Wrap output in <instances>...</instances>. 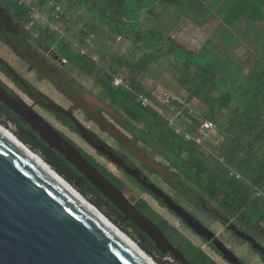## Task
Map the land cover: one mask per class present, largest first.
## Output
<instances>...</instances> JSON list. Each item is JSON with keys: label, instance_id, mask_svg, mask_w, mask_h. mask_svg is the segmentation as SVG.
Masks as SVG:
<instances>
[{"label": "flooded vegetation", "instance_id": "1", "mask_svg": "<svg viewBox=\"0 0 264 264\" xmlns=\"http://www.w3.org/2000/svg\"><path fill=\"white\" fill-rule=\"evenodd\" d=\"M21 15L11 2L0 0V86L32 106L134 199L135 208L163 231L172 246V252L157 251L169 256L170 264H184L183 259L188 264H264V194L238 189L243 177L225 172L211 151L204 153L196 146L193 157L186 152L165 155L134 134L139 124L128 120L101 89L94 91L78 81L69 62L44 37H34ZM241 247L256 256L247 261L237 250Z\"/></svg>", "mask_w": 264, "mask_h": 264}, {"label": "trees", "instance_id": "2", "mask_svg": "<svg viewBox=\"0 0 264 264\" xmlns=\"http://www.w3.org/2000/svg\"><path fill=\"white\" fill-rule=\"evenodd\" d=\"M64 1H66V10H71L76 5L81 6L97 20V26L106 25L114 36H124L129 40L133 39L131 31H137L141 25L142 11L152 15L155 19L154 24L140 36L146 50L135 61L133 67L130 62L126 63L127 66L136 68L140 72L145 71L156 58L147 49L154 48L160 56L165 45L167 49L162 55H165L179 70L177 77L179 84L185 89L189 98L204 104L206 110L203 115L211 119L225 135V141L217 147V151L226 154L228 161L244 171L239 173L244 177L237 188L246 189L247 193H252L254 196L257 190L264 193V0ZM11 3L22 13L21 21L28 24L31 21L28 9ZM157 5L161 8L159 14L154 13ZM168 7H175L182 15L192 11L188 15L197 25H204L208 20L211 22L214 18L211 17L212 11L216 9L215 14L219 17V21L196 52L189 53L169 39V34L180 22V15H174L168 21L163 20L162 13ZM204 16L206 18H203ZM50 18L55 20L52 15ZM64 21L68 23L65 27L66 33H72L73 26L78 22L67 19ZM34 24L35 22L33 26ZM97 26L93 19L84 24V27L92 33L96 32ZM44 29L40 37H44L49 45L55 44V51L71 63L72 67L78 68L86 76L93 77L103 95L110 99L128 120L133 124L144 125V128L139 129L137 133L133 129L134 134H139V137L148 143L150 141V144L157 146L158 150L165 155L171 152L175 156L183 152L190 157L195 155L197 150L194 144L183 141L153 109L142 107L136 101L134 93L149 95L148 87L146 88L141 82L131 77L129 83L133 92L120 87L114 88L112 79L117 74L118 68L109 65L104 70L100 67V62L95 61L91 55L80 53L79 50L75 52L69 40H65L66 43L55 42L49 30ZM238 30L239 32H236ZM88 34L84 28L78 30L77 38L80 45L87 44ZM96 36L101 38V32H98ZM240 42L248 47L245 62L248 70L240 65L242 58L237 53V45ZM99 58L104 59L102 55ZM114 60L120 65L125 62L122 56ZM0 114L5 115L15 124L17 127L15 135L21 142L33 152L39 153L53 170L78 188L82 195L98 198L101 203L90 198L91 204H94L108 219H111L110 211H103L101 205H107L117 219H122L119 210L115 209L82 174L65 161L58 151L50 148L30 125L24 123L18 115L1 103ZM233 178L236 177L233 176ZM128 198L134 202L130 196ZM111 220L120 226L117 221ZM126 226L132 228L139 239L138 244L147 254L150 255L152 249L162 256L144 232L131 222H126ZM201 264L204 262L201 261Z\"/></svg>", "mask_w": 264, "mask_h": 264}, {"label": "water", "instance_id": "3", "mask_svg": "<svg viewBox=\"0 0 264 264\" xmlns=\"http://www.w3.org/2000/svg\"><path fill=\"white\" fill-rule=\"evenodd\" d=\"M0 103L82 174L119 210L123 222H131L144 232L160 253L172 252L163 231L32 106L12 97L2 86ZM76 126L82 127L78 122ZM129 173L154 191L135 171ZM183 263L188 264L184 259ZM0 264L145 263L0 136Z\"/></svg>", "mask_w": 264, "mask_h": 264}, {"label": "rangeland", "instance_id": "4", "mask_svg": "<svg viewBox=\"0 0 264 264\" xmlns=\"http://www.w3.org/2000/svg\"><path fill=\"white\" fill-rule=\"evenodd\" d=\"M10 2H13V1H10ZM13 3L17 6H20L21 8H23L24 6V5L16 4L15 2ZM61 4L65 6L66 1L62 0ZM160 10L161 8H159V5H157L154 13L159 14ZM68 11L70 12V15H71V17L68 20L77 21L78 24L73 26L72 33L69 34V33H66L65 31V27L68 25V23H65L63 19H58L57 23L61 27L60 28L61 32H55V33L49 32L51 33L55 42L66 43L65 40H69L71 43V48L75 52L79 50L83 54L91 55V57L95 61L100 62V67H103L104 70H106L109 65L112 67L118 68L116 76L121 77L129 85H130L129 79L133 77L139 82H141L143 86H145L146 88L148 87L150 92H153L156 89L165 88L178 95L180 94L187 95V92L185 91V89L181 87V85L179 84L177 80L179 70L173 66V64L169 61L168 58H166L165 55H162L166 52V49H167L165 45L163 46L162 54L160 56H158V53L155 51L154 48L147 49V51L154 54L156 58L154 61L150 63V65L145 71L140 72L138 69L128 67L126 64L127 62H130V65L133 67V64L135 63V61L146 50L145 47L143 46V41L140 39V36L144 31L149 30L150 27L154 24L155 19H153L152 15H147L146 12L143 11V18L140 21L141 25L139 26L137 31H131V35L133 39L129 40L125 38L124 36H119V35L114 36L113 34L109 32V27L106 25L97 26L98 25L97 20H95L92 17V14L90 12H86L85 9L81 6L77 7L76 5L75 7H73V9L68 10ZM190 12L192 11H189L186 14L182 15V13L180 14V11H177L175 7H168L167 10L164 13H162V18L163 20L168 21L172 19L174 15H178V16L180 15V22L174 27L173 31L169 34V39H171L176 46L183 47L189 53H194L200 48V46L208 38L210 33H212V31L214 30L215 26L217 25L219 21V17L215 14L216 9H213L212 11L213 15L211 17H214V18L211 19V22L210 20H208V22L206 23L207 25L205 26H203L202 24L192 25L193 22L191 21V18L188 15V14H191ZM46 15L48 16L47 13ZM203 18H206V17L204 16ZM48 19L51 20L50 15ZM91 19L94 20L97 26V30L96 32H93V33L89 32V34L92 33L93 36L88 35L87 37L88 39L86 40L87 44L82 46L78 43V38H77L78 30L80 28H83L84 24L87 23ZM201 20H202V17H201ZM158 27H159V24H158ZM44 28H45V25L35 22L32 28V35L34 37L35 36L40 37L41 31L45 30ZM239 30L236 32H239ZM98 32H101V38L96 36ZM215 35H218V34L215 33ZM53 47H55V44L53 45ZM247 48L248 47L242 42H240V44L237 45V53L242 58L240 65L244 67L245 70H248V66L245 64V62L247 61V55H248V52L246 51ZM101 55L104 57V59L99 58ZM84 56H87V55H84ZM118 56H122V58L124 59L125 62L123 65H120L114 60ZM69 64L71 65V67L69 68L70 71L71 70L73 71V74L74 76L77 77L78 81L83 82L87 87L93 88L94 91H100L101 88L99 85L95 84L93 77L84 75L78 68L72 67L71 63ZM194 101L196 102L195 103L196 105H198L199 103L198 110L203 115V112H205L206 107L204 106V104L200 103L199 101L198 102L196 100ZM0 119H1L0 124L3 127H5L8 131H10L14 136H16L15 132H17V127L15 126V124L3 114H0ZM177 125L182 126L183 124L180 122H177ZM139 128L143 129L144 125L140 123ZM187 130H190V129H187ZM224 137L225 135L218 129L216 125V133L213 135V137H211L212 140H206L204 142L207 148V151L206 152L201 151V152H204V153H208L210 151L213 152V154L216 155L213 157H215L217 160L219 159L218 163L222 166L225 172H227L228 170L230 172L234 171L237 174L244 173V171L239 170L235 166L234 163L227 160L226 154L224 155L223 152L217 151V147H219V145L224 143L225 141ZM196 150L198 149L196 148ZM36 154L40 156L39 153H36ZM184 155L186 154L184 153ZM97 160H100L101 162H103L107 166V168L113 169L112 166L105 163L101 158H97ZM232 175L236 176L234 174ZM242 177L244 176L242 175ZM73 187L81 194V191L78 188H76L75 186ZM259 192H262V191L257 190V193ZM82 196L86 198L90 203H92L90 201V198H93L95 202L97 203H101L100 200L94 196H88V197H85L84 195ZM101 207L103 211H106V212L110 211L111 219L119 223L120 226L118 227L123 232H125L130 238H132V240L135 243L137 244L139 243V239L137 238V235L133 232L132 228L127 227L126 222H123L122 220L123 215H122V219L119 220L117 219L114 212L111 211L112 209L110 207H108L107 205H101ZM111 222L113 221L111 220ZM237 250L239 254L243 256V258L246 259L247 261L250 260L252 257L256 256L254 252H250L251 250L249 249L247 250L244 247L238 248ZM149 256H151L158 264H170V262H172V259L169 256H159L152 249H151V253Z\"/></svg>", "mask_w": 264, "mask_h": 264}, {"label": "built area", "instance_id": "5", "mask_svg": "<svg viewBox=\"0 0 264 264\" xmlns=\"http://www.w3.org/2000/svg\"><path fill=\"white\" fill-rule=\"evenodd\" d=\"M10 1L24 5L28 9L31 21L27 25L31 29L33 28V23L37 22L45 25V28H47L49 32H61V27L57 23L58 19L68 20L71 17L70 12L66 10L65 6L58 0ZM49 15L54 16L55 20H49ZM83 28L87 33L90 32L86 27ZM88 35L93 36L92 33ZM112 86L114 88L120 87L133 92L130 85L116 75L113 76ZM134 94L136 101L139 102L142 107L153 109L159 117L167 123V126L183 141L194 144L200 148L201 151H207L204 142L206 140H212L211 137L216 133V125L211 119L199 112V103L196 105L194 101L196 99L189 98L187 95H178L165 88L156 89L150 92L149 95L144 93ZM177 122L183 125H177ZM231 173L236 175V177L239 176V174L234 171H231Z\"/></svg>", "mask_w": 264, "mask_h": 264}, {"label": "bare ground", "instance_id": "6", "mask_svg": "<svg viewBox=\"0 0 264 264\" xmlns=\"http://www.w3.org/2000/svg\"><path fill=\"white\" fill-rule=\"evenodd\" d=\"M0 136L5 139L20 154L25 156L44 175L59 186L79 206H81L93 219L97 220L108 232L114 235L132 254L145 264H158L149 256L132 238L110 221L98 208L84 198L68 181L53 170L38 154L30 150L16 136L0 124Z\"/></svg>", "mask_w": 264, "mask_h": 264}, {"label": "crops", "instance_id": "7", "mask_svg": "<svg viewBox=\"0 0 264 264\" xmlns=\"http://www.w3.org/2000/svg\"><path fill=\"white\" fill-rule=\"evenodd\" d=\"M142 18H143V11H142L141 20H142ZM192 25H195V24H194V23H192ZM205 25H207V24H204L203 26H205Z\"/></svg>", "mask_w": 264, "mask_h": 264}]
</instances>
